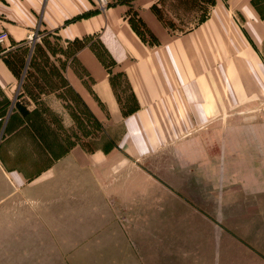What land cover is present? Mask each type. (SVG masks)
<instances>
[{
	"label": "crops",
	"instance_id": "crops-1",
	"mask_svg": "<svg viewBox=\"0 0 264 264\" xmlns=\"http://www.w3.org/2000/svg\"><path fill=\"white\" fill-rule=\"evenodd\" d=\"M160 2L0 0V207L55 195L90 206L180 202L222 221L233 252L264 264V0H214L180 33L156 14ZM47 34L75 45L64 84L112 149L67 148L61 89L26 93L18 54Z\"/></svg>",
	"mask_w": 264,
	"mask_h": 264
},
{
	"label": "rangeland",
	"instance_id": "rangeland-1",
	"mask_svg": "<svg viewBox=\"0 0 264 264\" xmlns=\"http://www.w3.org/2000/svg\"><path fill=\"white\" fill-rule=\"evenodd\" d=\"M208 6V0H161L158 15L180 33ZM135 23L149 39L144 27ZM65 46L56 35L47 34L37 37L31 50L20 52L23 87L34 98L61 89L71 118L65 129L67 148L79 144L84 149H112L104 127L93 122L64 84L61 66L75 45ZM102 57L106 63L105 54ZM121 93L130 96L125 83ZM63 199L55 195L49 204L18 201L0 207V264H256L245 253L233 252L237 245L223 233L222 221L207 220L186 204L90 206L60 203Z\"/></svg>",
	"mask_w": 264,
	"mask_h": 264
},
{
	"label": "trees",
	"instance_id": "trees-1",
	"mask_svg": "<svg viewBox=\"0 0 264 264\" xmlns=\"http://www.w3.org/2000/svg\"><path fill=\"white\" fill-rule=\"evenodd\" d=\"M208 2H209V4H212L213 2H214V0H208ZM153 9L155 10V12H156V14L158 15V8H157V6L155 5L154 7H153ZM159 16V15H158ZM205 16H206V11L205 12H203V14H201L199 17H198V19H197V22H199V21H201V20H203L204 18H205ZM159 18H160V16H159ZM161 19V18H160ZM135 22H139L143 27H144V29H145V32H146V34L149 36V39H147L146 37H145V33H143V32H141V30L140 29H138V26H137V24L135 23ZM130 23H131V26H132V28L139 34V36L143 39V40H146V41H154V39H153V35L150 33V31L145 27V25H144V23L140 20V18H138V17H134V19H131L130 18ZM196 23V22H195ZM167 24V23H166ZM168 26H170V24H167ZM82 44L81 43H79V46H81ZM79 46H77V47H79ZM95 49V53L97 54V56L102 60V61H104V59H103V54H105V56H106V53H105V51H104V49L103 48H100V47H95L94 48ZM103 53V54H102ZM107 57V56H106ZM90 115V118L93 120V122H95L96 123V125L98 126H101V124L91 115V114H89Z\"/></svg>",
	"mask_w": 264,
	"mask_h": 264
},
{
	"label": "built area",
	"instance_id": "built-area-1",
	"mask_svg": "<svg viewBox=\"0 0 264 264\" xmlns=\"http://www.w3.org/2000/svg\"><path fill=\"white\" fill-rule=\"evenodd\" d=\"M98 9H104L109 6L114 0H92ZM8 39V35L5 31H0V44L4 45Z\"/></svg>",
	"mask_w": 264,
	"mask_h": 264
}]
</instances>
